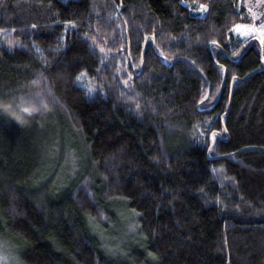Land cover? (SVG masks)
Returning <instances> with one entry per match:
<instances>
[{"label": "trees", "instance_id": "1", "mask_svg": "<svg viewBox=\"0 0 264 264\" xmlns=\"http://www.w3.org/2000/svg\"><path fill=\"white\" fill-rule=\"evenodd\" d=\"M246 4L0 0V98L51 103L27 127L0 115L18 264H264V54L232 32Z\"/></svg>", "mask_w": 264, "mask_h": 264}, {"label": "rangeland", "instance_id": "2", "mask_svg": "<svg viewBox=\"0 0 264 264\" xmlns=\"http://www.w3.org/2000/svg\"><path fill=\"white\" fill-rule=\"evenodd\" d=\"M246 6L249 21L236 25L232 32L234 35L246 38L250 43H254L264 54V43H261V40L264 39V35H261L259 31H254L251 35L243 34L246 30H251L252 28L260 29L264 26V0H247ZM249 9H251V11H249ZM253 13L255 15H253ZM237 27H240L241 31H236L235 29ZM15 256H17L16 247L1 234L0 264H18V259L15 258Z\"/></svg>", "mask_w": 264, "mask_h": 264}, {"label": "clouds", "instance_id": "3", "mask_svg": "<svg viewBox=\"0 0 264 264\" xmlns=\"http://www.w3.org/2000/svg\"><path fill=\"white\" fill-rule=\"evenodd\" d=\"M37 83L38 81H33V84ZM50 110L51 103L47 96L40 93L10 99L0 98V115L21 127L29 126L34 118L42 117Z\"/></svg>", "mask_w": 264, "mask_h": 264}, {"label": "snow or ice", "instance_id": "4", "mask_svg": "<svg viewBox=\"0 0 264 264\" xmlns=\"http://www.w3.org/2000/svg\"><path fill=\"white\" fill-rule=\"evenodd\" d=\"M200 11L206 12L207 11V7L206 6H202L200 8ZM249 11H251V9H249ZM253 15H255V14L253 13ZM235 30L238 31V32L241 31L240 27H237ZM254 31H259L261 33V35H264V26H262L260 29L252 28L251 30H246V31L243 32V34L244 35H251L252 32H254ZM212 43L213 44H217V41L213 40ZM261 43H264V39L261 40ZM101 51H103V49H101ZM165 59H167V58L165 57ZM220 68H221V70H224V65L221 64ZM233 79H235V78H233ZM125 83H127V82H125ZM206 99H208L207 96H205V100ZM201 103H203V101H201ZM216 137H217V133H212L213 142L216 141Z\"/></svg>", "mask_w": 264, "mask_h": 264}]
</instances>
